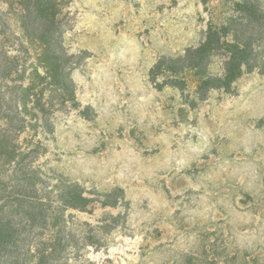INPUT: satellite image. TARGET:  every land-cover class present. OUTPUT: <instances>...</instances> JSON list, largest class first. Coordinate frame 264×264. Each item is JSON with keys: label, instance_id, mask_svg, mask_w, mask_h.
<instances>
[{"label": "rangeland", "instance_id": "374dc122", "mask_svg": "<svg viewBox=\"0 0 264 264\" xmlns=\"http://www.w3.org/2000/svg\"><path fill=\"white\" fill-rule=\"evenodd\" d=\"M7 1L0 30L17 47L23 40ZM241 1L70 0L63 47L87 53L70 74L75 103L56 107L53 133L27 128L18 138L39 144L32 167L53 207L66 184L90 199L83 211L65 212L73 247L46 264H264V42L252 72L205 100L192 69L150 77L160 58L238 21ZM252 1L264 12V0ZM207 70L222 76V58ZM175 77L183 91L166 84ZM11 174L0 162L6 192ZM38 225L8 261L22 253L20 264H33L25 252L52 232Z\"/></svg>", "mask_w": 264, "mask_h": 264}, {"label": "trees", "instance_id": "16d2710c", "mask_svg": "<svg viewBox=\"0 0 264 264\" xmlns=\"http://www.w3.org/2000/svg\"><path fill=\"white\" fill-rule=\"evenodd\" d=\"M69 3L70 0L6 2L23 41L14 47L4 30H0V162L12 172L8 177L12 183L10 191L6 192L7 187L0 189L7 193L3 204L0 199V264H20L18 257L22 253L10 261L5 255L11 257L12 250L17 254L19 244L27 241L20 237L37 224L52 232L45 240L34 242L33 250H27L24 256L30 257L33 264L60 261L66 249L73 247L70 236L65 234V212L83 211L90 202L78 185L66 184L59 189L53 207L50 193H40L39 186L43 187L44 181L32 167L39 144L24 147L18 143L27 128L53 133L50 117L54 111L60 105L75 103L70 74L87 53L68 54L63 47ZM236 9L241 16L238 21L230 20L220 28L209 27L204 40L197 47L187 48L183 55L160 58L150 70L151 79L163 73L177 76L192 69L199 83L197 95L205 100L210 90L228 91L244 71L252 72L262 60L264 12L252 0L237 3ZM213 57L222 58V76L208 73ZM166 84L185 89L181 78H170ZM161 86L157 84L158 89Z\"/></svg>", "mask_w": 264, "mask_h": 264}]
</instances>
